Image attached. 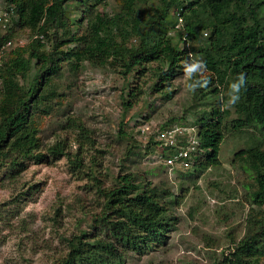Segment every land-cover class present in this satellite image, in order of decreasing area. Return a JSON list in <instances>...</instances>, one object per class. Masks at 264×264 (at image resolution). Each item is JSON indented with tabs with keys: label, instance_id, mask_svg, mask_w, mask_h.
I'll return each mask as SVG.
<instances>
[{
	"label": "trees",
	"instance_id": "16d2710c",
	"mask_svg": "<svg viewBox=\"0 0 264 264\" xmlns=\"http://www.w3.org/2000/svg\"><path fill=\"white\" fill-rule=\"evenodd\" d=\"M8 1L14 5V14L0 41H18L19 30H29L30 38L13 48L0 67V169L8 166L14 176V170L27 161L42 162L51 155L66 156L73 168L84 169L83 150L95 140L82 123H67L78 129L75 153L62 139L48 145L46 152L42 150L41 115L53 110L58 92L53 80L63 62L72 67L85 62L110 65L128 80L151 69L156 76L152 88L161 91L169 78L185 70L192 56L202 58L206 67L193 78V83L199 82L195 101L211 107L191 115L193 121L182 116L177 124L164 125L194 126L202 141L192 166L175 171L180 176L202 175L221 165V142L227 130L241 134L253 130L250 143L234 159L253 179L250 199L256 212L251 214L247 233L213 264H264V0H159L161 5L150 10L139 0H114L118 11L96 13L82 33L78 31L81 22L69 15L73 0ZM74 1L88 4L93 11L110 3ZM48 41L50 51L46 50ZM241 72L247 84L233 106L237 116L230 119L231 110L226 108L229 85ZM134 87L128 88L131 99L124 101L128 108L145 93L140 85ZM225 91V100H220ZM161 93L172 96L171 91ZM210 96L217 100H206ZM144 140L147 148L153 144L152 152L160 155L173 149L166 151L168 147L153 141L151 135ZM96 190L103 203L92 216L91 230L65 238L66 253L53 264H125L128 253L152 250L169 238L175 221L171 205L177 201L169 188L144 185L127 172L118 176L115 185H98Z\"/></svg>",
	"mask_w": 264,
	"mask_h": 264
},
{
	"label": "rangeland",
	"instance_id": "374dc122",
	"mask_svg": "<svg viewBox=\"0 0 264 264\" xmlns=\"http://www.w3.org/2000/svg\"><path fill=\"white\" fill-rule=\"evenodd\" d=\"M139 1L147 10L161 5L159 0ZM109 2L93 11L88 4L71 1L69 15L81 22L78 31L82 33L98 12L118 11L116 1ZM29 38V30H19L15 36L20 44ZM50 49L48 41L46 50ZM195 74L190 78L184 70L157 91L152 88L156 76L151 69L128 80L110 65L85 62L72 67L63 62L53 80L58 91L53 110L41 115L42 150L46 152L48 145L62 139L75 153L78 129L67 125L73 120L91 131L95 144L83 150L84 169L73 168L66 156L52 155L42 162L27 161L14 170V176L8 166L0 169V264L55 263L66 253L65 238L91 230L92 216L103 203L96 186L111 187L127 172L144 185L169 188L179 203L175 198L171 205L175 221L165 243L143 253H128L125 264H213L223 251L228 252L247 233L248 221L256 212L250 199L253 179L234 159L250 143L253 130L246 134L227 130L221 142V165L198 177L171 172L164 159L158 160V152H152L155 146L147 148L143 141L151 135L158 142L154 138L165 123L178 122L182 116L193 121L191 115L211 107L197 103L194 91L187 87ZM138 85L145 93L128 108L124 104L131 99L128 88ZM162 91H171L172 96H163ZM210 97L206 100H217ZM226 108L231 110L230 119L237 116L233 106L226 104ZM147 150L149 155L144 154Z\"/></svg>",
	"mask_w": 264,
	"mask_h": 264
},
{
	"label": "built area",
	"instance_id": "2783aa9c",
	"mask_svg": "<svg viewBox=\"0 0 264 264\" xmlns=\"http://www.w3.org/2000/svg\"><path fill=\"white\" fill-rule=\"evenodd\" d=\"M14 14V5L6 0H0V34H6L11 26L12 16ZM182 21V18H180ZM180 25V24H179ZM40 37H43V35ZM17 45H24L14 39L0 41V67L10 51ZM2 77L0 75V90L2 87ZM1 96V91H0ZM144 132V129H143ZM149 136V135H146ZM161 146L168 147L167 150L172 151L168 154H158V160H165V165L169 167L171 172L179 168H189L193 164L195 152L202 144L200 136L194 126L174 125L172 127L162 128L154 138Z\"/></svg>",
	"mask_w": 264,
	"mask_h": 264
},
{
	"label": "clouds",
	"instance_id": "9594fccd",
	"mask_svg": "<svg viewBox=\"0 0 264 264\" xmlns=\"http://www.w3.org/2000/svg\"><path fill=\"white\" fill-rule=\"evenodd\" d=\"M205 67L206 62L202 58L193 59L190 62L185 63V73L191 78L194 73L200 71ZM246 84V74L243 72L239 73L236 79L232 81L229 85L228 106H234L236 103L239 102L241 90L246 87ZM198 85L199 82L197 81L196 83H189L187 87L190 91H194Z\"/></svg>",
	"mask_w": 264,
	"mask_h": 264
}]
</instances>
